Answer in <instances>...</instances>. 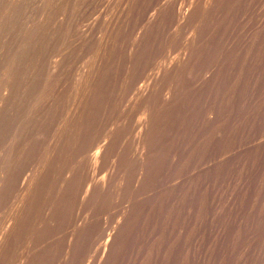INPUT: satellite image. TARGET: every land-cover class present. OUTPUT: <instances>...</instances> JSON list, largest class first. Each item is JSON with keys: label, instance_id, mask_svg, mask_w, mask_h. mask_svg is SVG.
Returning <instances> with one entry per match:
<instances>
[{"label": "rangeland", "instance_id": "rangeland-1", "mask_svg": "<svg viewBox=\"0 0 264 264\" xmlns=\"http://www.w3.org/2000/svg\"><path fill=\"white\" fill-rule=\"evenodd\" d=\"M0 264H264V0H0Z\"/></svg>", "mask_w": 264, "mask_h": 264}]
</instances>
